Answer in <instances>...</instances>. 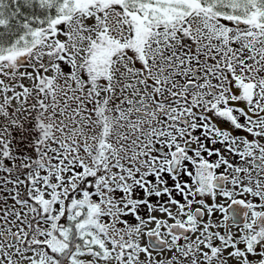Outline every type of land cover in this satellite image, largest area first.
I'll return each instance as SVG.
<instances>
[{
  "label": "snow or ice",
  "instance_id": "obj_1",
  "mask_svg": "<svg viewBox=\"0 0 264 264\" xmlns=\"http://www.w3.org/2000/svg\"><path fill=\"white\" fill-rule=\"evenodd\" d=\"M0 264H264V0H0Z\"/></svg>",
  "mask_w": 264,
  "mask_h": 264
}]
</instances>
